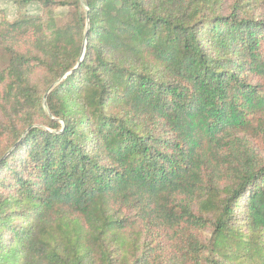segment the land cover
<instances>
[{
	"label": "trees",
	"instance_id": "trees-1",
	"mask_svg": "<svg viewBox=\"0 0 264 264\" xmlns=\"http://www.w3.org/2000/svg\"><path fill=\"white\" fill-rule=\"evenodd\" d=\"M8 1L0 264H264V0Z\"/></svg>",
	"mask_w": 264,
	"mask_h": 264
},
{
	"label": "rangeland",
	"instance_id": "rangeland-1",
	"mask_svg": "<svg viewBox=\"0 0 264 264\" xmlns=\"http://www.w3.org/2000/svg\"><path fill=\"white\" fill-rule=\"evenodd\" d=\"M28 12H32V9H30ZM0 13L4 14L9 21H13L15 17H17L15 8L12 7L8 0H0ZM6 59V55L0 49V68L5 66Z\"/></svg>",
	"mask_w": 264,
	"mask_h": 264
},
{
	"label": "water",
	"instance_id": "water-1",
	"mask_svg": "<svg viewBox=\"0 0 264 264\" xmlns=\"http://www.w3.org/2000/svg\"><path fill=\"white\" fill-rule=\"evenodd\" d=\"M86 26H88V19L86 20ZM87 36H85V39H86ZM85 41V40H84ZM83 55V51L81 52V56ZM52 87L49 88L48 91L51 90ZM48 93V92H47ZM46 96L47 94H45L44 98H43V105L46 106V103H45V99H46Z\"/></svg>",
	"mask_w": 264,
	"mask_h": 264
}]
</instances>
